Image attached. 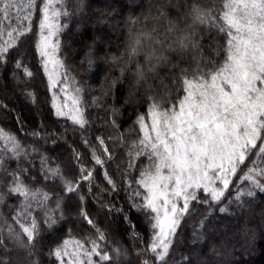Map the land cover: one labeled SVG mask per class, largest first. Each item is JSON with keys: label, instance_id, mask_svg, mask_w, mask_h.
<instances>
[{"label": "snow or ice", "instance_id": "snow-or-ice-1", "mask_svg": "<svg viewBox=\"0 0 264 264\" xmlns=\"http://www.w3.org/2000/svg\"><path fill=\"white\" fill-rule=\"evenodd\" d=\"M59 2L0 0V71L11 64L13 90H19L29 103L38 104L37 92L32 90L37 80L27 63L32 55L31 38L25 35L34 32L33 11L38 10L39 40L35 47L47 76V90L52 93V114L58 118L27 132L34 141L27 147L0 129V141L4 142L0 149V206L10 197L19 201L7 205L14 209L13 223L0 212V264H45V256L47 264H224L216 258L222 256L216 245L211 246L213 258H206L199 247L206 239L205 230H214L209 225L216 210L233 215L229 206L243 209L245 198L264 193V0H223L222 7L220 0L191 4L198 13L194 28L199 57L195 67L181 69L178 75L174 72L151 95L137 93L135 98H125V105L136 115L134 124L139 126L140 135L133 138L119 131L121 108L102 103L112 96L113 89L123 85V73L119 80L113 78L110 90L93 97L91 105L81 102L80 87L75 88V96L67 94L68 75L57 58L58 33L67 27L58 23L61 13L54 4ZM76 9H83V0ZM4 20L11 22L5 25ZM100 22L109 21L102 16ZM208 31L213 36L206 55L201 40ZM94 62L89 52V70ZM107 79L105 75V83ZM58 85L65 93L64 103H58L53 92ZM0 87L6 89L2 76ZM69 99L70 105L66 102ZM145 103L147 115L137 114V105ZM87 107L101 109L102 114L92 117ZM0 110L8 114L14 111L3 101ZM15 114L23 128L21 114ZM59 118L71 122L74 135L79 132L90 152L91 166L87 154L74 146L75 140L68 142L69 129ZM96 121L100 123L94 128ZM49 128L53 130L49 132ZM92 135L103 154L92 143ZM39 141L43 143L37 147L35 142ZM49 142L54 146L68 144L71 153L50 157L41 151ZM8 154L17 162L12 171L6 166ZM33 156L39 159L38 174ZM21 158L32 167H22ZM98 169H103L107 187L97 182ZM237 175L239 179L234 181ZM97 190L101 195L95 194ZM121 190L125 193L123 204L111 199ZM104 194L109 199H103ZM89 199L95 209L89 208ZM133 212L147 225L146 241L130 218ZM101 215L108 226L116 225L122 217L120 226L126 225L124 231L133 242L131 250L118 242L109 247V231L100 226ZM66 224L69 227L64 233ZM74 233L85 234L78 238ZM48 234L58 241L62 235L67 238L44 253L43 248L50 244L45 239ZM186 241V253L176 252Z\"/></svg>", "mask_w": 264, "mask_h": 264}, {"label": "trees", "instance_id": "trees-1", "mask_svg": "<svg viewBox=\"0 0 264 264\" xmlns=\"http://www.w3.org/2000/svg\"><path fill=\"white\" fill-rule=\"evenodd\" d=\"M17 2L19 3L21 0H17ZM78 2L79 0H60L59 3L54 4V8L61 13L58 17V23L61 26L67 24V27H62V31L58 33L60 49L57 52V58L65 65L66 74L68 75V80L65 82V86L68 89V92L75 96V88H82L83 91L80 93L81 102L86 105H91L93 97H99L101 95L100 89L106 74L105 64L101 62L99 58L108 52L116 51L122 40V34L120 31L122 27L121 21L127 15H131L140 10L144 6V0H83V9L79 11L76 9ZM194 2L195 0H186V3L181 4V10H187ZM43 3L44 0H37V4ZM222 3L223 0H220L221 7ZM186 4L189 5L188 8L184 6ZM0 6H2V4H0ZM65 11L69 13L68 16L63 15ZM168 11L170 14H177L175 9L169 8ZM12 13L15 14V9L12 10ZM102 16H106L109 22L101 23L100 21ZM33 20L35 21V24L33 25L34 32L30 31L25 35L31 38L30 51L32 55L27 63L29 64L30 70L34 72L37 80V86L32 88V90L37 92L39 101L38 104L34 105L29 103L19 90H13L12 82L9 79V75L12 70L11 64L0 71V76H2L4 85L6 86V89L5 87H0V101L7 104L8 108L14 109L11 114H8L6 110H0V129H3L6 133L16 136V138L25 147L34 143L33 139L26 135L27 132L31 131L33 128H39L41 123H48L49 121L58 119L52 114V93L47 90V76L44 74L41 58L36 52L35 47L36 42L39 40L38 10L33 11ZM10 22L11 21L9 20L3 21L5 25ZM200 27L203 29L206 26ZM212 36L213 32L208 31L204 39L201 40V44L205 46L204 51L206 55L209 54L210 51L208 46L212 44ZM4 39H7V29H5L4 32ZM89 52H91V58L95 61L90 70L87 64V56ZM217 59H220V57H217ZM22 75L23 73L21 72V76ZM73 78H75V84L72 83ZM166 82L170 83V80ZM53 91L55 92V89H53ZM126 97V85H118L117 88L113 89L112 96L105 98L102 103H106L108 105L115 104L117 107L121 108L119 131L126 137L133 138L140 135L139 126L134 124L136 115L131 114L132 108L124 103ZM151 102L152 101H148V103ZM148 103H145L142 106L137 105V114L146 116ZM16 112H19L23 118V128H21L20 124L17 123ZM86 112L91 113L92 117H95L97 114H102V110L96 107H87ZM59 120L60 123L65 124V126L69 129L67 133L68 142L72 143V141L75 140L74 146H76L81 152L87 154V162L89 166H91L90 152L81 142L79 132H76L75 135L73 134L71 131L73 126L70 121L66 120V118H59ZM99 123L100 121H96V123L93 124V127H97ZM56 127L59 129V125ZM52 130V128L48 129L49 132ZM109 131L111 130L109 129ZM95 134H99V132H96ZM94 135H92L90 139L92 140V143L96 145L99 153L103 154V149L100 148L98 142L95 141ZM35 143L36 146L39 147L43 141ZM106 146L110 148L112 147L110 142H107ZM3 147L4 142L0 141V149H3ZM53 147H55V151H50ZM41 151H46L48 155L53 158H55L58 154L67 156L71 153V149L68 147V144L54 146L51 142H49L46 148H41ZM32 159L35 160V172L38 174L39 159L35 156H33ZM253 159H255L254 155ZM5 160L9 171L16 169L17 162L10 158V154L5 157ZM246 164L250 165L251 161H246ZM21 166L27 168L32 167L30 164L25 162L23 158H21ZM244 170L246 171V167ZM136 174L138 175V173ZM242 174V172L239 173V175ZM239 175L233 178L234 181L239 179ZM6 179H10V177H6ZM96 179L97 182H100L107 187L106 182L103 181V169H98ZM116 179L118 183L121 182L119 177H116ZM244 186H247L246 182H244ZM231 187H235V185L233 184ZM95 194L101 195L99 190H97ZM103 199L107 200L109 197L104 194ZM111 199L118 201L119 204H123L125 200V193L121 190L118 196L114 195ZM18 202L19 201L15 197H10L5 205L0 206V212L8 218L9 223H13L11 221V216L14 214V209H10L7 205L18 204ZM224 203H227V200H225ZM88 206L91 209H95L96 207L90 199ZM229 211L234 214H221L218 209L216 210L211 224L209 225V227L214 230H205L206 239L202 245H199L201 251L205 254L206 258H213L214 254L211 252V246L214 244L217 246L222 256L237 258V261L232 262V264H264V193L257 192L254 199L245 198V207L243 209H237L235 205H231L229 206ZM113 215H115V213ZM135 216V212L130 214L133 224L137 225L136 230L144 235L146 241L148 236L147 225L144 224L143 217H140L139 220H137ZM71 218L72 215L69 213V219ZM98 219L100 221V226L103 229L108 227L112 231L115 238H117L120 245L128 248L129 250L132 249L133 242L129 239L128 233L124 231V227H126V225L123 227L120 226L122 224V217L116 225L112 226H108L104 223L103 215L98 217ZM222 226H224V229L227 230V233H220V228ZM259 226L263 227L259 229ZM68 227L69 225L66 224L63 229L64 233L67 232ZM185 231L187 232V229H185ZM84 234L85 233H74V235H77L78 238L80 235ZM64 238L67 237L62 235L60 237V241ZM45 239L50 241V244L45 245L43 248L44 253L48 251L49 246L54 247L57 242H60L53 239L51 234L46 235ZM108 245L109 247L116 246L112 243H108ZM137 246H139V242H137ZM143 246L147 247V244L145 243ZM252 247H254V250ZM186 250L187 241L186 246L177 248L176 252L186 253ZM250 250L253 251L252 254L248 256L247 252ZM240 255L242 256L239 257ZM179 258V256L176 257V259ZM47 259L48 258L45 256V264H47ZM52 259L54 260L55 258L53 257ZM152 259L154 261V257H152Z\"/></svg>", "mask_w": 264, "mask_h": 264}, {"label": "clouds", "instance_id": "clouds-1", "mask_svg": "<svg viewBox=\"0 0 264 264\" xmlns=\"http://www.w3.org/2000/svg\"><path fill=\"white\" fill-rule=\"evenodd\" d=\"M182 3L186 0H144L140 10L121 21V43L100 58L108 77L101 92L110 90L113 78L119 80L123 73L127 96H148L174 72L195 67L198 13L182 11Z\"/></svg>", "mask_w": 264, "mask_h": 264}, {"label": "rangeland", "instance_id": "rangeland-1", "mask_svg": "<svg viewBox=\"0 0 264 264\" xmlns=\"http://www.w3.org/2000/svg\"><path fill=\"white\" fill-rule=\"evenodd\" d=\"M116 8V7H115ZM114 10H116V9H114ZM54 40H55V37L53 38ZM62 85H58L56 88H55V93L57 94V102L58 103H64L65 102V93H61L60 92V87H61ZM54 92V91H53ZM66 92H67V94L68 95H71L69 92H68V89L66 88ZM71 96H73V95H71ZM69 105L71 104V100L69 99V100H67L66 101ZM148 123H150V121H148ZM69 215V214H68ZM223 224V223H222ZM221 224V225H222ZM264 224V223H263ZM262 224V225H263ZM264 226V225H263ZM262 226V227H263ZM262 227H260L259 226V229L260 228H262ZM108 229V231H109V244H113V245H116V243L118 242L117 241V238H115V236L113 235V233H112V231L107 227L106 228V230ZM227 230H225L224 229V226H222L221 228H220V233H222V234H224L225 232H226ZM233 232V231H232ZM227 233V232H226ZM228 234H230V233H228ZM231 234H234V233H231ZM119 243V242H118ZM253 248V250H254V247H252ZM253 250H250L249 252H247L248 253V256H250L251 254H252V251ZM242 255H240L239 257H241ZM247 256V255H246ZM217 259H223V261H224V264H232V262H234V261H237L236 259V257H233V258H230V257H228V256H221V257H216ZM243 260H246V259H243Z\"/></svg>", "mask_w": 264, "mask_h": 264}]
</instances>
